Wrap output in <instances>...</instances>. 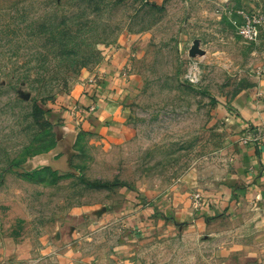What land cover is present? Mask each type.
I'll use <instances>...</instances> for the list:
<instances>
[{
	"label": "rangeland",
	"instance_id": "rangeland-1",
	"mask_svg": "<svg viewBox=\"0 0 264 264\" xmlns=\"http://www.w3.org/2000/svg\"><path fill=\"white\" fill-rule=\"evenodd\" d=\"M242 10L264 0H0V264H223L264 243L217 116L264 50L234 34Z\"/></svg>",
	"mask_w": 264,
	"mask_h": 264
},
{
	"label": "crops",
	"instance_id": "crops-1",
	"mask_svg": "<svg viewBox=\"0 0 264 264\" xmlns=\"http://www.w3.org/2000/svg\"><path fill=\"white\" fill-rule=\"evenodd\" d=\"M259 39L264 45V34ZM250 54H253L251 56L254 58L253 66L257 67L251 74L250 83L244 87L241 93L231 97L229 102H225V105L220 104L217 109V116L223 119L232 138L230 154L232 155L233 168L231 170L232 176L227 182L234 186L230 192L235 194L241 203L255 201L264 207V142H258L262 138L261 133L264 131V50L262 46H259L250 51ZM113 81L114 84L120 82L117 77ZM132 86L130 83H122L120 87H116V91L122 93ZM93 108L91 106L90 110ZM104 110L106 111L107 108ZM56 114L58 118L60 113L56 112ZM60 116H65V114ZM250 129L257 133L258 141H241L240 135L245 134ZM72 143V133L61 137L58 141L52 151L54 156L48 161V165L53 170L62 172L69 168ZM218 192L220 191L218 190ZM224 192V194L221 193V196L223 195L222 198L226 200L229 198L230 192L227 188ZM219 195L220 193L213 194L209 197V201H217L218 198L220 199ZM262 216L264 218V208ZM223 255H225L224 260H226L223 264H264V243L244 254L223 253Z\"/></svg>",
	"mask_w": 264,
	"mask_h": 264
},
{
	"label": "built area",
	"instance_id": "built-area-1",
	"mask_svg": "<svg viewBox=\"0 0 264 264\" xmlns=\"http://www.w3.org/2000/svg\"><path fill=\"white\" fill-rule=\"evenodd\" d=\"M241 20L235 23L234 34L247 42H257L264 29V15L255 11H241ZM262 138L258 141V135L254 130H248L244 135L245 139L264 142V131Z\"/></svg>",
	"mask_w": 264,
	"mask_h": 264
},
{
	"label": "water",
	"instance_id": "water-1",
	"mask_svg": "<svg viewBox=\"0 0 264 264\" xmlns=\"http://www.w3.org/2000/svg\"><path fill=\"white\" fill-rule=\"evenodd\" d=\"M203 52H204V50L201 49V47L199 46L198 41H194L192 43V45L190 46L189 50H188V53L191 56L201 55V54H203Z\"/></svg>",
	"mask_w": 264,
	"mask_h": 264
}]
</instances>
